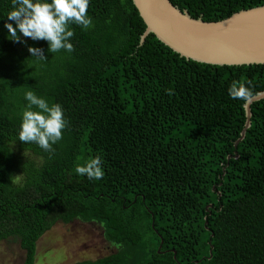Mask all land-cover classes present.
<instances>
[{
    "label": "trees",
    "instance_id": "16d2710c",
    "mask_svg": "<svg viewBox=\"0 0 264 264\" xmlns=\"http://www.w3.org/2000/svg\"><path fill=\"white\" fill-rule=\"evenodd\" d=\"M171 2L207 22L264 6ZM11 10L0 0V242L16 240L35 264L46 232L80 220L100 224L117 251L77 264H264V99L237 144L244 102L228 94L233 81L263 92L264 65L186 60L153 34L141 44L133 0H89L92 26L70 25L71 53L9 39ZM27 91L60 104L68 122L51 156L18 139ZM96 156L102 179L76 174Z\"/></svg>",
    "mask_w": 264,
    "mask_h": 264
},
{
    "label": "clouds",
    "instance_id": "9594fccd",
    "mask_svg": "<svg viewBox=\"0 0 264 264\" xmlns=\"http://www.w3.org/2000/svg\"><path fill=\"white\" fill-rule=\"evenodd\" d=\"M89 0H12V10L7 14L4 23L8 30L9 39L17 43H25L21 39L30 38L33 41H46L51 53L66 50L75 51L70 42L75 35L70 25L76 24L87 30L92 26V19L88 16ZM31 56L39 60H46L44 50L28 47ZM251 82L233 81L228 94L232 99H239L247 106L255 95ZM169 94L171 91L169 90ZM29 102L22 113L18 139L25 144L35 143L42 150L51 154L53 145L63 138V131L67 127L62 106L58 103L49 105L33 91L25 93ZM35 107L38 110H33ZM103 160L100 156L90 158L83 164L75 166L78 175L86 176L89 180H99L104 176Z\"/></svg>",
    "mask_w": 264,
    "mask_h": 264
},
{
    "label": "water",
    "instance_id": "95a60500",
    "mask_svg": "<svg viewBox=\"0 0 264 264\" xmlns=\"http://www.w3.org/2000/svg\"><path fill=\"white\" fill-rule=\"evenodd\" d=\"M133 3L146 24L141 44L153 34L186 60L214 66L264 65V6L242 10L218 22H207L193 18L171 0H133ZM257 94L250 104L244 105L246 121L237 144L251 125V105L264 99V91Z\"/></svg>",
    "mask_w": 264,
    "mask_h": 264
},
{
    "label": "rangeland",
    "instance_id": "374dc122",
    "mask_svg": "<svg viewBox=\"0 0 264 264\" xmlns=\"http://www.w3.org/2000/svg\"><path fill=\"white\" fill-rule=\"evenodd\" d=\"M21 39L27 41L29 38ZM117 251L105 238L100 224L74 220L58 222L37 243L35 264H77L95 261ZM26 253L19 242H0V264H25Z\"/></svg>",
    "mask_w": 264,
    "mask_h": 264
}]
</instances>
